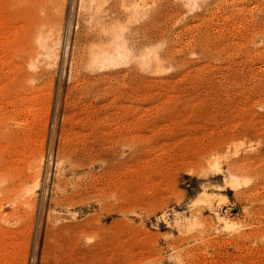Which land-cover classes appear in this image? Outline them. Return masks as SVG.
I'll list each match as a JSON object with an SVG mask.
<instances>
[{"label":"rangeland","instance_id":"374dc122","mask_svg":"<svg viewBox=\"0 0 264 264\" xmlns=\"http://www.w3.org/2000/svg\"><path fill=\"white\" fill-rule=\"evenodd\" d=\"M0 264H264V0H0Z\"/></svg>","mask_w":264,"mask_h":264}]
</instances>
